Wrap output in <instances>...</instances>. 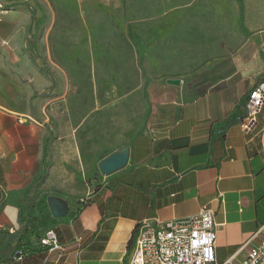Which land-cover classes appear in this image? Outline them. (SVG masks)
I'll list each match as a JSON object with an SVG mask.
<instances>
[{"label": "crops", "instance_id": "crops-1", "mask_svg": "<svg viewBox=\"0 0 264 264\" xmlns=\"http://www.w3.org/2000/svg\"><path fill=\"white\" fill-rule=\"evenodd\" d=\"M135 1L147 2L128 56L140 82L78 106L42 38L40 0H0V264H128L138 222L202 207L219 223L217 263L259 242L264 105L253 130L241 121L264 81V0ZM124 145L126 164L102 174L99 161ZM44 216L41 237L54 229L60 248L30 235Z\"/></svg>", "mask_w": 264, "mask_h": 264}, {"label": "rangeland", "instance_id": "rangeland-1", "mask_svg": "<svg viewBox=\"0 0 264 264\" xmlns=\"http://www.w3.org/2000/svg\"><path fill=\"white\" fill-rule=\"evenodd\" d=\"M40 3L45 12L42 38L48 43L62 88L75 95L78 106L86 101L100 103L106 91L115 93L114 99H119L138 85L140 70L128 56L130 35L140 27L135 15L137 6L146 1L40 0ZM127 71L132 75L125 76Z\"/></svg>", "mask_w": 264, "mask_h": 264}, {"label": "built area", "instance_id": "built-area-1", "mask_svg": "<svg viewBox=\"0 0 264 264\" xmlns=\"http://www.w3.org/2000/svg\"><path fill=\"white\" fill-rule=\"evenodd\" d=\"M5 8L0 2V13ZM264 105V81L254 86L245 102V116L241 121L244 132L255 128L257 114ZM264 152V135L261 137ZM213 211L202 207L183 219L160 220L145 218L135 226L130 242L128 264H258L264 258V223L254 235H261L259 242L251 246L245 257L234 262L228 258L217 263L214 251L216 229ZM48 250L60 248L54 229H48L40 238Z\"/></svg>", "mask_w": 264, "mask_h": 264}, {"label": "water", "instance_id": "water-1", "mask_svg": "<svg viewBox=\"0 0 264 264\" xmlns=\"http://www.w3.org/2000/svg\"><path fill=\"white\" fill-rule=\"evenodd\" d=\"M170 83H178V79H169ZM129 148L127 145H124L105 158H103L98 163V168L102 174L108 175L114 171L122 168L128 160ZM48 203L50 211L53 216H61L66 213V207L63 203L57 200L54 197L48 198Z\"/></svg>", "mask_w": 264, "mask_h": 264}, {"label": "trees", "instance_id": "trees-1", "mask_svg": "<svg viewBox=\"0 0 264 264\" xmlns=\"http://www.w3.org/2000/svg\"><path fill=\"white\" fill-rule=\"evenodd\" d=\"M133 41H134V38H133ZM29 226L31 227L30 235L34 234L36 238L40 239L44 228H47L49 226V222L46 216H44L43 218H40L39 221H37L36 217H33L31 220V224L30 225L27 224L26 227H29Z\"/></svg>", "mask_w": 264, "mask_h": 264}]
</instances>
